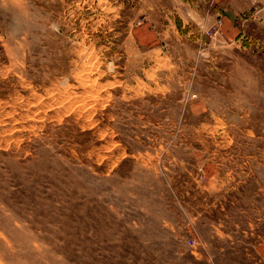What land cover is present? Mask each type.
Segmentation results:
<instances>
[{
	"label": "rangeland",
	"instance_id": "1",
	"mask_svg": "<svg viewBox=\"0 0 264 264\" xmlns=\"http://www.w3.org/2000/svg\"><path fill=\"white\" fill-rule=\"evenodd\" d=\"M0 264H264V0H0Z\"/></svg>",
	"mask_w": 264,
	"mask_h": 264
},
{
	"label": "crops",
	"instance_id": "2",
	"mask_svg": "<svg viewBox=\"0 0 264 264\" xmlns=\"http://www.w3.org/2000/svg\"><path fill=\"white\" fill-rule=\"evenodd\" d=\"M198 3H199V1H198ZM192 4H194V3H192ZM193 6H194L193 10L197 11L198 15L199 14L203 15L201 13V10L204 11V9L200 8L201 5L200 6L199 5L198 6L193 5ZM237 16H239V14L236 12L234 14H231V13L223 14L222 13V15H220V17H221L220 20H221L222 26L224 28L223 30L227 36L231 35L233 38H237L239 36V34L243 33L242 29H240V25H237L235 23ZM242 36H243V34L240 37H242Z\"/></svg>",
	"mask_w": 264,
	"mask_h": 264
}]
</instances>
